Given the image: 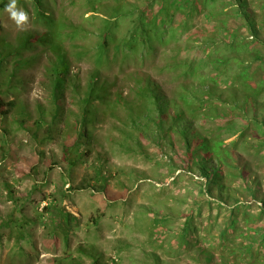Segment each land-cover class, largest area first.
Returning <instances> with one entry per match:
<instances>
[{"label":"rangeland","instance_id":"rangeland-1","mask_svg":"<svg viewBox=\"0 0 264 264\" xmlns=\"http://www.w3.org/2000/svg\"><path fill=\"white\" fill-rule=\"evenodd\" d=\"M162 1L17 0L21 29L0 0L1 49L48 38L15 77L13 57L0 71V264H264V0H241L252 24L237 0L179 3L165 21ZM55 45L70 63L57 102ZM92 74L111 103L94 102L80 144ZM202 137L226 152L208 185Z\"/></svg>","mask_w":264,"mask_h":264},{"label":"trees","instance_id":"trees-1","mask_svg":"<svg viewBox=\"0 0 264 264\" xmlns=\"http://www.w3.org/2000/svg\"><path fill=\"white\" fill-rule=\"evenodd\" d=\"M22 1V0H20ZM193 1V0H192ZM238 3L240 4V7L237 9V11L243 15L244 17H246L247 20H249L250 24H252L251 19H250V10H248V8H245L243 3L241 2V0H237ZM165 2V3H164ZM33 3L36 7H38L40 9L41 4H42V0H33ZM182 3V5L184 6V11L185 8H187L188 6L190 7L191 1L190 0H163L162 1V7L160 9L161 14H163L164 16V21L166 19H172L173 16L169 13L170 8L175 6L176 4ZM194 4V1L192 3V5ZM25 5V4H24ZM191 9H194V7H191ZM116 14L119 15L121 13V6L119 8H117L115 10ZM117 15H114L116 18L118 17ZM139 19H142L145 15L144 11L139 12L138 14ZM118 24L117 22H115L113 20V22L109 23H104V29H102L100 32L101 36L104 38V42L100 47V49L104 50L105 52L106 49L110 46V36L108 35L113 29L117 28ZM252 33L257 35V30L255 28H252ZM254 35V36H255ZM257 38V37H256ZM3 40H0V42ZM48 42V38L47 36H43V38H37L36 36H33L32 34H29L28 36H26L23 40L22 43H20L18 46H8V48H6L5 50L2 48H0V71H3L5 69V67H3L5 60L7 57H13L14 58V70L9 74L10 78H13L16 76L17 74V68L21 67V66H25L28 64L30 58L28 57H24L23 56V52L24 50H26L27 48H30L32 43H36V42ZM30 43V44H29ZM5 43L2 42V47H4ZM52 50L54 52L53 56H54V61H52V68H50L53 73H54V78H53V85H52V93H53V100H55V102H57L59 100V91L61 90L62 87H66V83L68 82V78H69V72H70V63L68 61L67 55L65 54L64 51L60 50L57 48V46H52ZM95 77H97L95 74H92L91 78V84L90 87L87 91V95H88V100H80L79 102V107H81V116H80V128H79V141L78 143L80 144H84L85 143V139H92V136L89 134H86L84 129V125H86L87 123H89L94 117V113H93V107H95L96 103H99L100 105H106V104H110L111 101H109L108 95L109 92L107 90V85L101 83L99 84V81L95 80ZM149 88V87H148ZM150 93L156 97L157 101H160V97L158 93H156L155 89H151ZM118 94H116L117 96ZM93 99V100H92ZM96 101V103H94ZM121 101V100H118ZM253 103H256L257 100H250ZM117 101H113L114 105ZM94 103V104H93ZM118 103V102H117ZM9 104L13 105V102H9ZM161 106V103H158ZM59 110L60 107L56 106L55 111L52 112L51 115V120H50V124L54 123V120L59 116ZM256 125H258L260 127V129L262 128L263 132H264V119L263 120H255ZM261 139V137H260ZM200 143L202 145H207L210 144V140L206 137H202ZM262 145H264V138L263 140H261ZM216 144V143H215ZM215 144H210V149H206L203 154L199 157L201 158L198 162L200 163V170L201 173L207 178V185L211 182L214 181V174H218L220 175L219 170H224V165L227 163L226 159H225V150L221 151V149H215ZM217 150V151H216ZM218 151H221V153H219ZM206 155L208 156H213V157H217L219 159V162L217 164V166H208L207 164H205V162H203V160L206 159ZM53 208V207H51ZM63 217L66 219L65 222L68 223L69 219H75L74 216H71L69 213L64 212L62 213ZM61 215V216H62ZM247 216V215H246ZM238 228V227H237ZM261 230L263 231V235H264V226L261 227ZM21 238V236L19 237ZM66 241L68 242V233L66 234ZM22 239H24L22 237ZM26 239V238H25ZM190 239V238H189ZM186 243H189V240L186 239ZM254 246V243L252 242L250 244L249 247H247V249L251 250ZM84 249H82L83 251Z\"/></svg>","mask_w":264,"mask_h":264},{"label":"clouds","instance_id":"clouds-1","mask_svg":"<svg viewBox=\"0 0 264 264\" xmlns=\"http://www.w3.org/2000/svg\"><path fill=\"white\" fill-rule=\"evenodd\" d=\"M5 11L9 14V18L15 23L18 28H23L29 20V15L22 9L17 7V0H10L5 5Z\"/></svg>","mask_w":264,"mask_h":264}]
</instances>
